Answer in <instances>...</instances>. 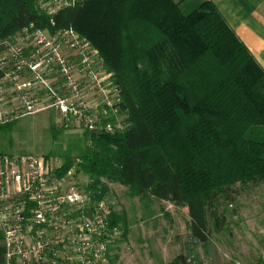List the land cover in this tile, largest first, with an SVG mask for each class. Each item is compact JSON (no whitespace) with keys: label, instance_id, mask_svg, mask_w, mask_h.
<instances>
[{"label":"trees","instance_id":"obj_1","mask_svg":"<svg viewBox=\"0 0 264 264\" xmlns=\"http://www.w3.org/2000/svg\"><path fill=\"white\" fill-rule=\"evenodd\" d=\"M51 1L0 0V39L74 30L111 73L122 117L114 131L86 132L59 174L76 167L104 195L120 184L143 202L180 204L193 243L207 246L242 193L264 185V69L214 0H84L50 14ZM167 264L202 263L190 250Z\"/></svg>","mask_w":264,"mask_h":264},{"label":"built area","instance_id":"obj_2","mask_svg":"<svg viewBox=\"0 0 264 264\" xmlns=\"http://www.w3.org/2000/svg\"><path fill=\"white\" fill-rule=\"evenodd\" d=\"M82 1L52 0L43 8L53 14ZM100 62L98 50L74 30L51 35L25 29L0 39V126L44 109L77 114L74 73L84 66L97 79L93 68ZM106 90L117 97L106 102L116 111L119 92ZM105 128L114 131L110 124ZM58 171L40 156L0 154L3 264H113L123 230L112 223L110 197L88 188V181L78 184L75 167Z\"/></svg>","mask_w":264,"mask_h":264},{"label":"rangeland","instance_id":"obj_3","mask_svg":"<svg viewBox=\"0 0 264 264\" xmlns=\"http://www.w3.org/2000/svg\"><path fill=\"white\" fill-rule=\"evenodd\" d=\"M95 65L97 79L93 74L91 79L84 66L74 73L80 96V101L75 97L80 106L77 114L63 116L55 108L44 109L0 126V154L40 156L61 168L67 156L74 160L80 156L86 132L105 130L103 118L112 113L110 126L117 127L122 117L106 104L117 101L116 95L107 94L106 90V85L107 89L115 87L111 73L102 60ZM65 92L68 96V86ZM75 172L78 184L88 181L82 172ZM109 188L114 213L121 219L119 226H126V234L123 232L114 250L113 264H167L178 253L190 254V250L202 264H264V185L242 193L227 230L212 231L207 246L193 243L184 206L155 200L143 202L131 197L128 188L120 184L110 183Z\"/></svg>","mask_w":264,"mask_h":264},{"label":"crops","instance_id":"obj_4","mask_svg":"<svg viewBox=\"0 0 264 264\" xmlns=\"http://www.w3.org/2000/svg\"><path fill=\"white\" fill-rule=\"evenodd\" d=\"M214 3L264 69V0H214ZM3 257L4 240L0 229V264Z\"/></svg>","mask_w":264,"mask_h":264}]
</instances>
